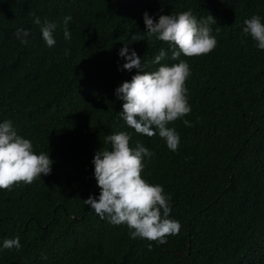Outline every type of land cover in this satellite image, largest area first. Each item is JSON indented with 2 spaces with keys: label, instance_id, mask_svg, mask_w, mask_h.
I'll use <instances>...</instances> for the list:
<instances>
[{
  "label": "trees",
  "instance_id": "obj_1",
  "mask_svg": "<svg viewBox=\"0 0 264 264\" xmlns=\"http://www.w3.org/2000/svg\"><path fill=\"white\" fill-rule=\"evenodd\" d=\"M185 11L215 19L217 45L180 57L192 111L168 125L180 137L171 151L158 133L137 134L121 118L116 89L137 70H123L119 53L127 44L148 72L178 63L171 45L146 35L143 17ZM253 15L264 23V0H0V123L11 120L54 162L41 180L0 190V264H264V50L243 34ZM44 21L57 24L51 48ZM18 29L31 32L28 44ZM161 48L166 58L155 64ZM120 131L154 153L142 178L163 187L169 218L181 225L165 244L132 239L127 225L83 203L100 194L95 154L111 150L106 137ZM17 236L18 250L3 249Z\"/></svg>",
  "mask_w": 264,
  "mask_h": 264
},
{
  "label": "clouds",
  "instance_id": "obj_2",
  "mask_svg": "<svg viewBox=\"0 0 264 264\" xmlns=\"http://www.w3.org/2000/svg\"><path fill=\"white\" fill-rule=\"evenodd\" d=\"M143 18L146 35L171 45V59L179 62L171 66L161 65L155 71H144L142 59L134 50L129 55V48L125 44L119 53L126 60L123 70L131 72L136 69L137 74L130 82H123L116 89L117 98L123 101L120 116L135 133L149 138L158 133L168 149L176 151L180 137L175 128L168 125L192 111L185 87L191 74L190 67L180 57H199L214 50L217 40L211 35L209 25L216 24V21L211 15L198 20L191 11L161 15L158 22H154L148 13ZM70 20L71 16L64 17V25L67 26ZM33 22L41 24L39 17H34ZM244 24L243 34L256 41L258 49L264 50V23L261 17L253 15ZM56 28V23L48 21H44L41 27L43 40L49 48L56 44L53 35ZM31 35L25 29L16 32L17 39L25 45L29 43ZM143 35L137 33L132 39L143 40ZM64 37H71L67 27ZM166 55L161 48L153 63L160 64ZM183 123L191 126L186 119ZM131 139L132 136L126 131L106 137L111 150L104 148L93 159L99 197L90 196L83 203L101 219L107 217L113 225H127L132 239L141 238L165 244L167 236L179 234L181 225L179 221L169 218L171 197L164 193L163 187L150 184L142 178L144 159L151 158L154 153L139 141L132 148ZM53 163L48 152L39 155L34 152L31 141L17 134L11 120L0 123V190L11 191L15 185L31 184L42 175H50ZM20 247L18 236L3 241V249L18 250Z\"/></svg>",
  "mask_w": 264,
  "mask_h": 264
}]
</instances>
